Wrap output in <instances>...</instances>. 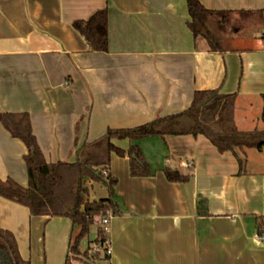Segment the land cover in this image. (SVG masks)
Instances as JSON below:
<instances>
[{
  "label": "crops",
  "instance_id": "obj_1",
  "mask_svg": "<svg viewBox=\"0 0 264 264\" xmlns=\"http://www.w3.org/2000/svg\"><path fill=\"white\" fill-rule=\"evenodd\" d=\"M227 11L220 48L193 36L185 0H0V113L27 112L47 162H73L107 128H130L186 109L195 90L234 93L238 130H263L264 0H199ZM106 8L108 50L89 51L72 22ZM230 27V29H229ZM127 149L128 139L114 140ZM150 174L132 176L127 156L110 154L117 212L106 225L110 264H264L254 239L264 214V146L220 153L202 136L135 141ZM24 143L0 122V178L26 186ZM176 169L186 180L166 179ZM91 199L103 183H88ZM205 200L207 214L196 206ZM0 227L30 264H63L72 224L31 215L0 196Z\"/></svg>",
  "mask_w": 264,
  "mask_h": 264
},
{
  "label": "trees",
  "instance_id": "obj_2",
  "mask_svg": "<svg viewBox=\"0 0 264 264\" xmlns=\"http://www.w3.org/2000/svg\"><path fill=\"white\" fill-rule=\"evenodd\" d=\"M185 3L189 16L186 25L192 35L204 37L210 49L218 50L219 32L225 30L228 22L225 17L229 12L207 9L199 0H185ZM72 26L84 37L89 51L108 50L106 8L94 11L87 19L73 21ZM234 98V93H222L219 89L195 90L190 105L182 111L158 116L130 128H107L98 139L82 144L76 150L73 162H47L32 133L28 113L1 112L0 122L11 136L20 139L26 147L24 162L27 184L23 186L11 177L0 178V196L25 206L31 215L68 218L72 227L77 228V232L69 239L63 264H90L87 243L101 244L107 239L106 230L101 224L90 238V226L95 220L105 217L108 212H117L113 192L116 180L108 173L110 154L128 157L130 175L147 176L150 170L135 143L136 140L147 136L163 138L169 134H191L206 138L220 153L234 154L241 165L245 158L239 157L237 150H260L264 146V129H237L233 120ZM123 139L130 141L127 149L114 142ZM103 170L107 171L106 175L102 173ZM163 172L169 181L186 180V176L176 169L165 167ZM91 181L103 183L108 196L91 199L88 187ZM196 213L207 214L205 200L197 202ZM255 227L256 233L264 234V214L255 217ZM83 244H86L85 249H82ZM96 258L101 261L107 256L98 253ZM0 264H30L29 260L21 257L12 232L2 227Z\"/></svg>",
  "mask_w": 264,
  "mask_h": 264
},
{
  "label": "built area",
  "instance_id": "obj_3",
  "mask_svg": "<svg viewBox=\"0 0 264 264\" xmlns=\"http://www.w3.org/2000/svg\"><path fill=\"white\" fill-rule=\"evenodd\" d=\"M102 173L106 175L107 171L103 170ZM109 219H110V213H108L105 217L100 219V224L104 227L105 230H106V225L109 222ZM254 239L258 241L259 243H264V234L255 233ZM98 253H103L105 256H107V258L104 260L98 261V259L96 258V254ZM109 253H110V250H109L108 239H106L101 244H96L93 242H89L87 244V254L89 257L88 260L90 261V264H110Z\"/></svg>",
  "mask_w": 264,
  "mask_h": 264
},
{
  "label": "rangeland",
  "instance_id": "obj_4",
  "mask_svg": "<svg viewBox=\"0 0 264 264\" xmlns=\"http://www.w3.org/2000/svg\"><path fill=\"white\" fill-rule=\"evenodd\" d=\"M246 23H248L249 25L248 26L247 25L245 26L244 24H246ZM228 24H230V27L233 26V28L234 27H237V26L239 27L240 25L243 24L244 25V30L242 31V35H244V36L245 35L253 36L255 34V29H254V23H253V21H233V23H231L230 21H228L227 22V26H228ZM230 27H229V29H230ZM99 221H100L99 219L95 220V222L90 226L89 233H88V235L90 236V238H92L94 236L95 231H96V228L100 224ZM76 232H77V228L75 226L72 227L70 237L74 236ZM85 246H86V244H83L82 245V249H85ZM73 264H81V263L74 262Z\"/></svg>",
  "mask_w": 264,
  "mask_h": 264
}]
</instances>
